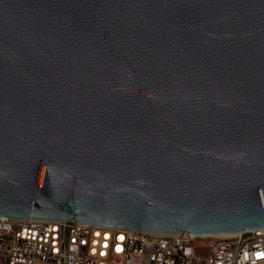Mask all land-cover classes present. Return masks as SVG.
I'll return each mask as SVG.
<instances>
[{
    "label": "water",
    "instance_id": "water-1",
    "mask_svg": "<svg viewBox=\"0 0 264 264\" xmlns=\"http://www.w3.org/2000/svg\"><path fill=\"white\" fill-rule=\"evenodd\" d=\"M0 217L264 228V0H0Z\"/></svg>",
    "mask_w": 264,
    "mask_h": 264
},
{
    "label": "built area",
    "instance_id": "built-area-1",
    "mask_svg": "<svg viewBox=\"0 0 264 264\" xmlns=\"http://www.w3.org/2000/svg\"><path fill=\"white\" fill-rule=\"evenodd\" d=\"M138 232L72 220L0 217V264H264V228L218 238Z\"/></svg>",
    "mask_w": 264,
    "mask_h": 264
},
{
    "label": "rangeland",
    "instance_id": "rangeland-1",
    "mask_svg": "<svg viewBox=\"0 0 264 264\" xmlns=\"http://www.w3.org/2000/svg\"><path fill=\"white\" fill-rule=\"evenodd\" d=\"M207 242H208V243H210L211 241H210V240H208ZM201 254L205 255V254H206V251H202V253H201Z\"/></svg>",
    "mask_w": 264,
    "mask_h": 264
},
{
    "label": "bare ground",
    "instance_id": "bare-ground-1",
    "mask_svg": "<svg viewBox=\"0 0 264 264\" xmlns=\"http://www.w3.org/2000/svg\"><path fill=\"white\" fill-rule=\"evenodd\" d=\"M215 238H218V237H225V236H214Z\"/></svg>",
    "mask_w": 264,
    "mask_h": 264
},
{
    "label": "snow or ice",
    "instance_id": "snow-or-ice-1",
    "mask_svg": "<svg viewBox=\"0 0 264 264\" xmlns=\"http://www.w3.org/2000/svg\"><path fill=\"white\" fill-rule=\"evenodd\" d=\"M260 255H261V254H258V258H259Z\"/></svg>",
    "mask_w": 264,
    "mask_h": 264
}]
</instances>
